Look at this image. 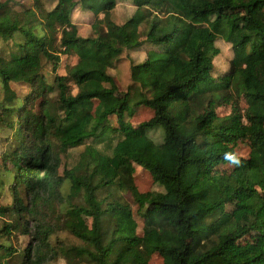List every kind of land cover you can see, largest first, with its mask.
Wrapping results in <instances>:
<instances>
[{
    "label": "trees",
    "instance_id": "1",
    "mask_svg": "<svg viewBox=\"0 0 264 264\" xmlns=\"http://www.w3.org/2000/svg\"><path fill=\"white\" fill-rule=\"evenodd\" d=\"M13 1H0V120L11 130L0 156V199L11 196L0 204V264H150L156 254L165 264H264V0H31L22 10ZM121 1L135 12L118 25ZM78 10L95 17L91 36L80 35ZM219 39L233 52L220 73ZM62 55L78 60L49 81L44 65L56 69ZM126 58L122 91L110 70ZM136 109L153 114L132 124ZM82 146L60 175L63 155ZM140 168L163 191L135 199V234L116 193L136 197ZM16 236L29 243L15 247Z\"/></svg>",
    "mask_w": 264,
    "mask_h": 264
},
{
    "label": "rangeland",
    "instance_id": "2",
    "mask_svg": "<svg viewBox=\"0 0 264 264\" xmlns=\"http://www.w3.org/2000/svg\"><path fill=\"white\" fill-rule=\"evenodd\" d=\"M5 1V0H0ZM14 4L15 9L22 10L28 7L32 6L31 0H14L12 2ZM46 7L48 9L52 8V5L49 4V1H46ZM135 7L131 2H123L121 1L116 10L113 13V21L118 25H123L127 22V20L134 14ZM73 21L78 26L79 33L82 37H88L92 35V28L91 25L95 22V17L88 12L83 11H76L73 14ZM143 30L145 28L143 27ZM215 47L220 50V55H218L214 59V63L216 66L217 72H224L227 69H229V63L233 57V52L231 49V46L224 42L223 40H218L215 43ZM136 61H139L141 57L138 55L135 56ZM78 58L76 56H61V62L57 66L56 69H54L50 64H45L43 73L47 76L49 81H52L55 76H65L67 74V68L70 66L76 64ZM110 74L114 75L116 77L117 84L121 88L122 91H125L130 84V61L128 58L121 60L114 69L110 70ZM15 90L22 96L26 97L31 92V87L21 85V86H14ZM55 93H53L50 97L52 99L55 98ZM3 99V93L0 87V101ZM242 107V106H241ZM220 113L226 114L229 113V109L227 108H221ZM131 116L127 117V120L131 122L132 124H140L144 121L149 120V118L152 116V112L146 109H136L131 112ZM15 117H13V120ZM152 137L156 140H160V132H153L151 133ZM11 130L4 126V123L0 120V143H1V149H0V156L1 153L4 151L5 146V140L8 139V143L11 141ZM117 142V139H115L114 144ZM244 142H241L238 144L236 148V152L239 156L247 157L248 156V149ZM99 149L103 150L104 152L111 154L110 148H108L106 145H100L98 146ZM85 146L71 149L66 155H63L62 162L63 165L60 169V175H62L64 168L71 169L73 168L77 162L79 161L80 155L84 152ZM224 168H216L214 169V172L223 171ZM135 194L136 197L130 193H123L118 192L116 193L117 197L122 200L125 203H128L131 205V208L133 210V221L127 222L126 229L129 230L131 233L135 234H141L143 229V214L142 211H139V204L135 201L136 198L142 199L143 197L147 196L149 192L153 191H163L161 187L156 185L153 182V179L149 175V173L143 169H137L136 176H135ZM65 193L69 192V185L65 184V188L63 190ZM11 196L8 194L2 197L0 199L1 205H6L10 202ZM144 212V211H143ZM84 225L89 226V222L87 219L82 218ZM60 237L65 239L67 243L69 244H80V242L73 236L69 235L66 232L60 233ZM13 245L15 247H18L20 249L24 248L29 243L28 237L23 236H16L13 240ZM245 246L248 248L254 249L261 247V242L257 241L254 238H249L245 241ZM51 264H66L64 260H59L56 263ZM121 264H128L127 260H124ZM150 264H165V261L161 256L158 254L154 255Z\"/></svg>",
    "mask_w": 264,
    "mask_h": 264
}]
</instances>
